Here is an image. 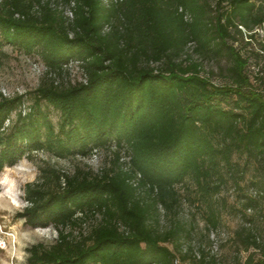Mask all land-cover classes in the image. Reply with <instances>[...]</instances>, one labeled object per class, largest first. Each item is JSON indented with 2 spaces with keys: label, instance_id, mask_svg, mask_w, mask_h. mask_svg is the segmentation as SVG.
Returning <instances> with one entry per match:
<instances>
[{
  "label": "trees",
  "instance_id": "trees-1",
  "mask_svg": "<svg viewBox=\"0 0 264 264\" xmlns=\"http://www.w3.org/2000/svg\"><path fill=\"white\" fill-rule=\"evenodd\" d=\"M34 1L11 0V9H0V40L39 51L52 68L87 61L89 76L87 83L66 89H38L30 111H18L9 125L23 96L0 100V171L34 152L66 158L112 147L130 150L131 170L114 163L100 175L82 169L62 173L64 186L60 176L55 186L27 184L19 217L33 228L59 230L55 243L27 248L29 262L176 264V253L164 242L183 227L159 233L149 223L156 205L141 200L137 190L157 191L156 200L171 208L187 177H196L210 195L216 189L212 176L231 168L235 153L264 159V90L253 83L248 58L236 47L243 27L264 22L261 0H124L125 27L109 35L101 31L115 10L103 0H65L75 3L71 23L42 0L36 2L44 11L36 16ZM17 11L26 17L14 18ZM192 41L202 54L229 58L230 82L214 83L199 62L177 61ZM43 103L60 112L58 128ZM96 211L103 221L89 242L63 230L78 214ZM211 221L215 225L217 219ZM194 264L216 263L203 257Z\"/></svg>",
  "mask_w": 264,
  "mask_h": 264
},
{
  "label": "rangeland",
  "instance_id": "rangeland-1",
  "mask_svg": "<svg viewBox=\"0 0 264 264\" xmlns=\"http://www.w3.org/2000/svg\"><path fill=\"white\" fill-rule=\"evenodd\" d=\"M108 4L106 8L115 10L110 21L105 23L102 34L109 35L116 28L125 27L121 3ZM259 2V0H256ZM11 0H0V9H11ZM59 18L70 23L76 18L75 5L65 0H42ZM264 8V0L259 2ZM257 4V5H259ZM44 8L41 2L34 1L32 13L42 16ZM17 11L14 18H25ZM190 14L186 20L191 21ZM70 35L74 30H70ZM241 40L236 44L241 54L248 58L247 72L253 83L264 90V22L242 28ZM196 41L189 42L177 61L184 65L191 62L201 64V73L214 83L230 82L231 61L229 58L213 53L202 54L196 51ZM87 61L77 60L63 68H52L43 60L39 51L26 52L16 46L0 40V100L23 96L21 107L11 116V124L17 118V112L23 115L30 111L40 88L66 89L80 83H87ZM155 66L162 64L154 63ZM52 123L58 128L61 114L52 106L43 103ZM115 164L121 171L131 169V153L127 148H100L88 156H69L60 158L44 150L24 157L16 165L7 166L0 171V237L6 239L7 247H0V264H31L27 248L36 243L50 245L58 238L59 230L53 226L33 228L26 224L19 213L27 205L25 187L29 183L45 182L49 186L57 185L58 177L65 185L62 173L73 174L77 170H90L101 174L105 168ZM233 166H224L215 173L210 183L216 189L206 195L196 180L189 176L177 186L178 198L171 208L156 200V192L148 187H140L137 196L144 202L156 205L149 223L159 233L172 227H183L177 237L164 242L177 256L176 264H194L205 260L216 264H264V159L250 157L246 153H235ZM237 164V165H236ZM112 174V173H111ZM137 177L134 184L138 182ZM217 219L215 225L211 218ZM103 221L102 212L80 213L74 224L63 230L77 239L87 238L93 229ZM121 229L125 226L121 225ZM9 233L15 236L9 238ZM256 239L258 245L253 241ZM189 254L183 258V254Z\"/></svg>",
  "mask_w": 264,
  "mask_h": 264
},
{
  "label": "built area",
  "instance_id": "built-area-1",
  "mask_svg": "<svg viewBox=\"0 0 264 264\" xmlns=\"http://www.w3.org/2000/svg\"><path fill=\"white\" fill-rule=\"evenodd\" d=\"M103 1H105V0H103ZM119 1H121V0H107V3H108V4H114V3H118ZM73 3H74V2H73ZM74 5H75V3H74ZM74 61H77V60H74ZM74 61L70 62L69 64H67V65H65V66L70 65V64L73 63ZM65 66H64V67H65ZM137 174H139V177H137L138 182L134 184V179H135V177L137 176ZM140 178H141V173H140V172H137L136 175L131 179L132 184L135 185V186H138L139 183H140ZM8 235H9V238L15 236L13 233H12V234L9 233ZM0 244H2V246H0V247H3V248H4V247H7V241H6V239L0 237Z\"/></svg>",
  "mask_w": 264,
  "mask_h": 264
},
{
  "label": "clouds",
  "instance_id": "clouds-1",
  "mask_svg": "<svg viewBox=\"0 0 264 264\" xmlns=\"http://www.w3.org/2000/svg\"><path fill=\"white\" fill-rule=\"evenodd\" d=\"M0 246H2V244H0Z\"/></svg>",
  "mask_w": 264,
  "mask_h": 264
}]
</instances>
